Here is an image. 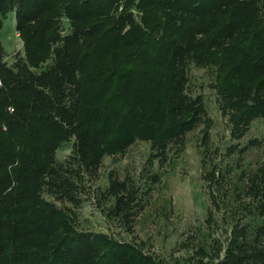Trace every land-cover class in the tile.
<instances>
[{"label":"trees","instance_id":"trees-1","mask_svg":"<svg viewBox=\"0 0 264 264\" xmlns=\"http://www.w3.org/2000/svg\"><path fill=\"white\" fill-rule=\"evenodd\" d=\"M9 13L23 55L8 65L0 42V264H264V162L243 168L262 142L246 135L264 119V0H0V28ZM192 68L211 74L238 167L230 177V165L216 168L215 181L235 178L230 203L240 199L226 241L203 236L170 261L116 236L114 222L132 233L150 187L113 170L93 191L106 230L78 227L84 176L95 179L105 157L146 142L145 164L163 165L198 126L209 146L207 96L189 91Z\"/></svg>","mask_w":264,"mask_h":264},{"label":"rangeland","instance_id":"rangeland-1","mask_svg":"<svg viewBox=\"0 0 264 264\" xmlns=\"http://www.w3.org/2000/svg\"><path fill=\"white\" fill-rule=\"evenodd\" d=\"M0 42L4 61L8 65H12L18 56L23 55V43L15 30L12 13L7 14L3 20ZM189 76V91L193 95L204 93L207 96V114L212 120L209 129L210 144L205 148L207 154L202 155V150H205L200 144L202 126H198L185 135L186 144L181 153L174 152L175 144L169 146L168 159L163 165L156 163L149 167L145 164L149 149L146 142H136L122 156L105 157L95 179L84 176V186L87 188L78 194L80 204L75 207L78 227L106 230L103 216L95 205L93 191L95 187L106 186L107 173L113 170L120 179L128 175L129 182L137 184L140 190L150 187L149 193L142 195L141 203L144 208L132 223V233L121 227L119 222H114L113 232L116 236L145 241L148 252L170 261L192 255L203 236L207 237L209 243L213 238L222 243L226 241L232 226L233 209L240 204V199L235 200L236 206L229 200L236 195L230 188V181H235V178L227 179V183L215 181L218 172L216 168L219 166L222 169L226 165L232 167L233 172L228 174L229 177L238 170L235 166L236 158L226 156L229 125L226 118L220 115L214 92L206 86L211 74L203 69L192 68ZM246 137L262 139V142L259 139V146L249 149L244 156L243 168L250 173L264 162V119L255 121ZM70 152L71 142H68L57 150V161H64ZM149 171L158 173L159 182L150 183L146 178ZM242 198L245 202L248 201L247 198ZM55 202L61 207L72 206L69 202ZM222 253L221 251L220 255Z\"/></svg>","mask_w":264,"mask_h":264}]
</instances>
